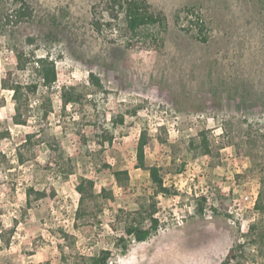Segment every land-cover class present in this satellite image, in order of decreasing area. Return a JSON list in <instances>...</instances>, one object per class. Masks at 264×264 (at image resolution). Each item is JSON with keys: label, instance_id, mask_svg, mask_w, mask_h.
Listing matches in <instances>:
<instances>
[{"label": "rangeland", "instance_id": "1", "mask_svg": "<svg viewBox=\"0 0 264 264\" xmlns=\"http://www.w3.org/2000/svg\"><path fill=\"white\" fill-rule=\"evenodd\" d=\"M100 1L28 0L33 16L17 25L1 17L13 5L0 4V133L9 134L0 140V233L14 231L2 232L9 244L0 239V264H86L101 250L110 251L108 264H221L239 242L245 247L238 264H264V213L254 208L260 193L264 202V0H146L164 22L156 30L159 44L140 55L126 51L115 34L93 30L91 11ZM16 51L25 56L23 70ZM43 55L55 63L51 91L33 69L32 60ZM89 73L109 91V116L140 107L125 116L103 152L91 142L82 147L76 136L84 126L92 138L85 126L89 108L60 116L59 87H86ZM4 79L37 85L33 93L23 89L24 125L12 120L15 104ZM46 97L52 113L45 125L39 105ZM39 125L49 127L72 158L68 175L45 168L49 151L39 137L22 147ZM142 131L146 163L160 169L170 194L154 196L158 230L144 242L127 241L123 251L117 240L127 214L147 205L154 191L148 173L135 168ZM201 135L208 154L197 148ZM85 150L92 154L84 156ZM116 171L128 172L123 186ZM81 178L109 194L87 201V216L77 218ZM28 188L55 194L35 200L27 198ZM200 196L206 201L197 214ZM220 198L226 213L214 211ZM251 224L256 229L245 236Z\"/></svg>", "mask_w": 264, "mask_h": 264}, {"label": "trees", "instance_id": "2", "mask_svg": "<svg viewBox=\"0 0 264 264\" xmlns=\"http://www.w3.org/2000/svg\"><path fill=\"white\" fill-rule=\"evenodd\" d=\"M3 2H9L13 5V9L9 13H5L3 17L6 23L9 22L18 23L28 22L32 16L33 11L28 0H0V4ZM92 20L91 25L93 30L98 35H112L115 34L120 38L124 44L126 51L132 52L136 55L146 53L152 46L158 45L157 28L163 25L164 16L160 11L153 9L146 0H101L98 4L92 7ZM2 22L0 18V33ZM198 28V32L202 34L203 24L195 23ZM200 40L205 41L204 37H200ZM29 41H31L29 39ZM17 59V66L20 70H23L24 58L23 53L15 52ZM33 69L36 76L41 80L42 86L51 91L53 85L57 81V72L55 69V63L47 55L34 58L32 60ZM85 82L86 87H81L75 84L62 85L57 90L58 99L60 100V116L65 118L67 110L78 108V114H83L84 108L90 109V118L85 126H90L92 129V138L89 139L84 132V126H81L76 131L78 142L82 147L87 148L89 142H91L99 152H103V149L107 145H111L114 140L115 130L119 126H123L125 122V116H135L140 107H132L125 112L114 113L109 116L106 110V104L108 102L109 91L104 87L100 78L89 73ZM3 88H7L12 91V100L15 104L12 120L15 124L24 125L25 120L21 119V109L28 107V97L24 95L23 89L27 92L33 93L36 91L37 85L22 86L20 84L8 85L5 79L2 81ZM99 96V97H98ZM101 99V100H100ZM41 112V121L46 125L47 118L52 113V100L46 97L39 105ZM39 125L38 135L35 133L28 134L22 147L31 145L32 139L39 137L38 141L44 144L49 151V158L45 162V168L51 169V166L57 167L64 176L68 175L72 171V158L64 151L61 141L56 138L49 127H42ZM46 133L48 135H46ZM8 132L0 133V140L8 137ZM147 132L142 131L139 135L136 146V169H140L148 173L149 180L153 185L154 191L151 200L147 205H143L138 208L137 211L129 212L128 219L124 224V236L117 240V245L121 246V249L125 251L127 241H135L138 243L144 242L152 233L156 232L159 228V219L155 216L157 213L156 202L154 198L157 195H168L170 191L165 187L164 180L160 174V169L156 166H148L146 163L145 148L148 144ZM199 145L197 148L202 150V154H208L209 146L206 139L201 135ZM193 143V142H192ZM190 143V144H192ZM91 152L85 150L84 156H89ZM18 160L22 162V156L18 154ZM103 167L107 168L104 163ZM184 166H181L182 171ZM116 182L123 186V181L128 180L127 171H116L113 173ZM123 180V181H122ZM75 191L79 196L78 209L76 210L75 217L82 218L87 214L86 202L95 201L99 196L105 197L107 193L103 189H97L95 183L91 179L81 178L79 183L75 186ZM54 190L51 188L50 193H46V190L35 191L33 188L26 190L27 198L31 195L35 196V200H41L43 198L52 199L54 197ZM155 196V197H154ZM220 197H227L226 195H219ZM262 195L258 196L254 208L261 210L264 213V202L261 203ZM204 197L198 198V205L194 209L195 213L201 214L203 212V205L205 203ZM219 203L214 211L227 212V205L224 204L222 199H218ZM27 205H30L28 202ZM87 216V215H86ZM255 224L248 226V230L245 236L251 235L256 227ZM15 228V227H14ZM9 235H13V228L9 229ZM7 230L1 231L0 239L7 246L9 239H4L2 232H8ZM62 231V230H61ZM257 233V232H256ZM64 235V233H63ZM262 234L258 235L261 236ZM244 243H237L236 246L230 248L224 261L221 264H238V253L242 255L244 250ZM110 251L101 250L98 254L93 255L87 259L86 264H108V258Z\"/></svg>", "mask_w": 264, "mask_h": 264}]
</instances>
